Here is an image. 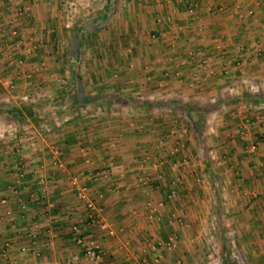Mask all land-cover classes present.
Masks as SVG:
<instances>
[{
  "label": "crops",
  "instance_id": "obj_1",
  "mask_svg": "<svg viewBox=\"0 0 264 264\" xmlns=\"http://www.w3.org/2000/svg\"><path fill=\"white\" fill-rule=\"evenodd\" d=\"M161 1L93 0L89 4L84 0L67 10L69 0H0V103L19 109L50 101L63 100L64 105L54 118L38 124L24 110V122L7 121L0 107V264H65L81 251L70 231L71 222L103 250L99 261L82 264H179L181 259L185 264L209 263L203 259L206 251L199 255L195 251L194 261L186 262L192 241L188 228L203 225L202 218L197 222L196 202L197 190L202 189L193 187L192 203L180 201L181 208H187L184 213L190 211L189 223L184 224L173 220L174 212L160 201L165 190L151 185L158 181L161 186L158 174L163 164L172 168L170 163L176 159L181 168L191 155L202 159L190 167L194 176L198 167L200 177L233 179L227 189L234 199L225 204L235 215L220 218L214 225L215 234L224 229L223 241L237 243V248L223 247L218 264L264 259L262 250L254 254L250 249L252 234L264 243V210L259 202L248 201L264 193V138L260 139L264 136V123H260L264 122L260 114L264 112V0H180L177 8L170 0ZM158 5L168 8L157 11ZM171 16L177 17L178 26L171 27L176 34L166 36ZM158 17L167 19L160 25L165 30L162 41L155 44L145 35L144 40L136 36L142 34L143 23ZM131 21L140 25V33L135 26L130 33ZM102 34L109 41L100 40ZM188 38L192 42L187 45L206 51L213 69L206 71L182 54ZM169 45L176 56L168 55ZM258 49L261 54L256 53ZM76 51L75 60L71 52ZM178 68L182 74L196 76L193 89L183 88L186 75H168ZM61 73L63 78H57ZM244 93L259 96L253 106L256 113L248 108L252 101L242 100ZM199 97L214 103L188 111L185 100ZM232 97L240 101L233 102ZM200 111L208 112L200 117ZM186 113L193 120L186 119ZM10 126L20 132L2 133ZM242 131H249V140L241 136ZM251 144L256 146L252 153ZM190 145L197 146L195 156ZM223 153L227 154L223 162L231 164L224 170L225 177L219 173L222 168L215 167ZM53 154L62 158L58 157L63 166L53 162ZM110 165L113 172L108 179L96 177ZM72 175L81 176L91 189L114 236L87 224ZM142 176L147 177L146 184L138 180ZM239 176L242 184L236 183ZM245 178L248 183L243 182ZM177 181L184 193L179 198H186L190 182ZM97 192L102 197L97 198ZM149 196L161 205L146 207ZM238 197L248 202H239ZM253 204L258 214L251 217L245 209ZM239 214L243 216L238 218ZM246 226L253 229L246 232ZM169 239L174 241L172 248H152ZM23 245L26 252L20 250Z\"/></svg>",
  "mask_w": 264,
  "mask_h": 264
},
{
  "label": "rangeland",
  "instance_id": "obj_2",
  "mask_svg": "<svg viewBox=\"0 0 264 264\" xmlns=\"http://www.w3.org/2000/svg\"><path fill=\"white\" fill-rule=\"evenodd\" d=\"M147 1V0H146ZM171 2H172V6L174 7V8H177V6H178V4H179V2H180V0H170ZM177 1H179V2H177ZM84 2V0H69V2H68V6H67V10H71V9H73L74 8V3H78V4H81V3H83ZM90 2L92 3L93 2V0H88V3L90 4ZM141 2V1H140ZM144 2V1H143ZM162 2V4H166V0H162L161 1ZM156 3H158V2H156ZM160 4V3H159ZM189 2H187V5H185V7L187 6V8H185L186 10L187 9H189L190 7H189ZM167 8L168 7H160L159 5L157 6V8H156V10L158 11V10H164V9H166L167 10ZM184 10V9H183ZM171 12H173V11H171ZM170 16V15H169ZM174 16V15H173ZM173 16H171V19L170 20H172L171 22H169V27H167L166 28V30H167V35L166 36H171V35H173V34H176L175 33V29L176 28H174V29H172L171 30V27L172 26H178L177 24H175V23H177L176 21H178V19H177V17H173ZM161 18V19H160ZM163 20H167V19H164V18H162V17H158V18H156V19H153V18H151L150 20H149V22H147V25H145V23H143L142 25L140 24V22H139V20L136 18V23H138L139 22V24L141 25V28H143L144 30L142 31V34H139V35H136L137 37L139 36V38L140 39H142L143 38V36L145 35L146 37H148V38H150V39H154L155 41H156V43L155 44H157L158 43V41H162V38H163V36H162V34H161V32H163V31H165L160 25L162 24V22H163ZM133 22L131 21L129 24H130V33H131V27L132 26H135L136 28H138V29H136V31H137V33H140V25H138V27L135 25V24H132ZM157 24V25H156ZM113 27H116V25L115 26H113ZM150 27V28H149ZM135 31V30H134ZM148 31H149V34H148ZM152 31H155V33H156V37H154V38H152V36H151V32ZM157 31V32H156ZM172 31H174V32H172ZM177 31H179V30H177ZM171 32V33H170ZM132 34V33H131ZM187 34V33H186ZM189 35V34H188ZM132 36V35H131ZM178 36L180 37V39H181V42H183L184 40H185V38H183V34L182 33H180L179 32V34H178ZM109 36H105V35H101V39L100 40H103V41H109V38H108ZM118 38V37H117ZM173 39H175V38H173ZM142 40H144V39H142ZM186 45L189 43H191L192 42V40L190 39V38H188V39H186ZM151 45V44H150ZM180 45H181V43H180ZM188 47H186L185 48V50H183V53L182 54H184V56L187 58V60L189 59L190 61H193V62H195L196 64H197V56L196 55H194L193 56V54H196L197 53V46H189V45H187ZM156 47L158 48V45L157 46H155V49H156ZM170 45L169 46H166V48H165V50H168V55H170L171 57L172 56H176V55H172L173 54V51L172 50H169L170 49ZM151 48H152V46H151ZM152 50V49H151ZM61 53V55L63 54V53H65L64 51H60ZM157 52H159L158 50H157ZM205 52V54H204V56L205 57H207V60H208V66H207V68L205 69L206 71H209V69H213V68H211V61H210V59H209V57H208V55H207V53H206V51H204ZM176 53H178V52H176ZM256 53H260L261 54V51H260V49H258V51L256 52ZM167 55V56H168ZM159 57H162V55L160 56V55H158ZM193 56V57H192ZM185 58V59H186ZM170 61H172V60H170ZM236 61H238V62H241V60H236ZM199 63V65H201V63L200 62H198ZM179 67V66H178ZM177 68V67H176ZM209 68V69H208ZM166 69H168V68H166ZM203 69V68H202ZM167 72H168V70H166ZM39 72V71H38ZM182 72H183V70L180 68H178V69H176L175 70V72L174 73H169L168 75H171V77H176V78H178V77H181L182 75H186L185 77V83H182V86H183V88H185V87H187V88H192L193 89V87H194V85H196V83H197V78H196V76L195 77H193V76H190V75H187L188 73H183L182 74ZM108 72H106V74H107ZM109 73L110 74H112V71L111 70H109ZM208 74L210 73V75L212 74V73H215V71L213 70V72H207ZM167 74V73H166ZM109 74H107V76H108ZM109 76H111V75H109ZM184 76H182L181 78H184ZM193 77V78H192ZM57 78H63V73H61L60 75L58 74L57 75ZM64 84V83H63ZM62 84V85H63ZM52 87V86H51ZM161 88L163 87V86H160ZM180 87H177L176 89H179ZM164 89V88H163ZM194 99H197V102H199L200 103V105L201 106H208V105H210V103L212 102V103H214L213 101H211V100H205V99H202V98H194ZM186 101H188V99H186L185 100V102ZM255 105H257L256 103H252L251 105H249L248 106V108H250L251 110L254 108L253 106H255ZM184 111V110H183ZM256 111H257V109H256ZM185 112V111H184ZM201 112V111H200ZM208 112V111H207ZM207 112H205L204 113V111H203V113L201 112L200 114V117H202V116H206V113ZM254 112H255V108H254ZM175 113H177L176 111H175ZM256 113V112H255ZM183 114V113H182ZM190 114V113H189ZM189 114H187L186 113V115L188 116V117H185L186 119L187 118H190L191 120H193L192 119V117H191V115H189ZM204 114V115H203ZM260 114H262L263 115V117H262V119L264 120V112H262V113H260ZM185 115V114H184ZM259 116V115H258ZM260 118V117H259ZM261 119V118H260ZM200 119H198V123L200 122L199 121ZM260 121V120H259ZM260 123H264L262 120L260 121ZM204 126H205V124H204ZM16 126H13V127H9L10 128V130L9 131H5V130H2V133L3 132H6V133H8L9 135H11V136H14V134H16L17 132L19 133L20 131L18 130V129H16L15 128ZM8 128V129H9ZM204 129H206L205 127H204ZM264 130V129H263ZM1 132V131H0ZM16 132V133H15ZM192 134V133H191ZM2 135V134H1ZM0 135V136H1ZM175 135V134H174ZM189 135V134H188ZM194 135V134H193ZM200 135L202 136V131L200 132ZM204 135V134H203ZM205 136V135H204ZM241 136L242 137H245V139L246 138H248V137H250L251 136V134H249V131H242V134H241ZM194 137V136H193ZM261 138H264V136L262 137H260V139ZM175 140V136L173 137V146H172V149H173V153H175L176 154V151H177V149H176V145L174 144V141ZM247 140H249V139H247ZM210 145V144H209ZM189 150L190 151H192L193 153H194V156H195V154H196V151H197V146H195L194 148L190 145L189 147ZM188 150V149H187ZM189 150H188V152H189ZM249 150V152L250 153H252L251 151H250V149H248ZM255 150H256V148H255ZM254 150V151H255ZM178 153H179V151H178ZM190 154H191V152H189ZM175 154H172V156H175ZM222 155H224V158H218L217 159V162H215L216 163V168H217V171L219 170V169H221L222 168V170H219V173L220 174H222V175H224L225 173H224V170L225 169H227V168H229V166L231 165L228 161H226V162H223V160H226V156H227V154H222ZM230 156H232V155H230ZM59 157V156H58ZM191 157V161H189V158L187 159V161L186 160H183V162H182V167L180 168V166L181 165H179V162L178 161H176V159L173 161L174 163H170V166L172 167V168H168V166H167V164L165 163V164H163L162 166H163V168H162V172L160 173V174H158V175H160V177L158 178V180L160 181V183H161V186H160V184H158V181H157V183H152L151 185L153 186V188H156V187H159L158 189L159 190H161V188L162 189H164L165 190V196H166V194H167V192L168 191H171V190H173V191H175V193H176V196H175V198H173V200L171 199L170 201H167V200H165V196H163L162 195V199L160 200V201H163V203H165V208H170L171 209V211H172V213L174 212V215L172 216V218H173V220H177V219H180L181 221H183V223L184 224H186V223H189V219H190V217H189V213H190V211H188V213H184V211H185V209H187L186 207H184V209H182L181 207H183V206H181V204H179L180 203V201H182L184 204H185V201H187L188 199L190 200H188V202L189 203H192V200H191V197H192V189H193V187L194 186H197V189L198 188H200V189H202V191H201V193L199 192V190H197V195H196V193L194 194V195H196V197H197V222H198V219H203L202 221H203V225L202 226H200L198 223H197V228L196 229H192V227L190 228H188V234H190L189 236H188V239L189 240H191L192 239V241H190L189 243H190V245L189 246H187V250H188V254H189V258L188 257H186V262H188L189 260L191 261H194L193 260V255L195 254V251H197V254L199 255L200 253H201V251L203 252V251H206V257L205 258H203L204 260H205V262H208V261H210L209 263H206V264H218V263H220L219 261H217V257L220 255V253L224 250L223 249V244L225 243V241H223L224 239L222 238V237H224L225 238V234H224V229H223V231H221V234H215V229H216V227H215V225H214V223L216 222V220H218V219H222V221L225 219V218H227V216L228 217H231V216H233V215H235V211L234 212H232V211H230V210H227V208L228 207H230V205L229 204H227L228 205V207L226 206V202H229V201H232V199H234V195L233 196H231L230 195V193L228 192L229 190L227 189V188H229V187H231V183L233 182V179H231V178H229V179H226V178H224V181H223V179L220 177V178H217L216 179V181H214L213 179H208V178H206V177H200L199 176V172H198V170H197V168H195L196 170L195 171H197V176H194L193 174H192V172H190V170H191V168L190 167H193L192 165L195 163V162H198V161H202V159H201V155L199 156H197V158H194V157H192V155L190 156ZM60 158V160L62 159L61 157H59ZM229 158V157H228ZM192 159H194V160H192ZM228 160V159H227ZM185 161V162H184ZM62 162V161H61ZM218 162H220L219 164H218ZM63 163V162H62ZM218 164V165H217ZM165 166V167H164ZM185 166V167H184ZM214 166V165H213ZM183 168V169H182ZM189 170V171H188ZM166 172L167 173H169V174H166ZM239 173H241L240 171H239ZM182 175H186V177L185 176H182ZM142 177H144L145 179L147 178L146 176H142ZM224 177H225V175H224ZM140 178V177H139ZM161 178V179H160ZM179 178V180H183V181H186V182H190V184H191V186H189L190 188H188L189 190H188V192L186 193V198H183V199H180L179 197L181 196V191L180 190H178V186H177V179ZM239 178L241 179L240 181L238 180V181H236V183L237 184H242V178L243 177H241V176H239ZM206 180V181H205ZM247 182L248 180L245 178V180H243V182ZM148 182V179L147 180H145V182L143 183V184H146ZM206 182H208V183H206ZM140 183H142V182H140ZM162 183H164L165 185H167V187H165V186H163V184ZM248 183V182H247ZM200 186V187H199ZM229 186V187H228ZM263 187H264V185H263ZM263 189V188H262ZM182 195H184V193L182 194ZM239 197L241 196V195H238ZM150 197V196H149ZM235 198L237 201H239V202H243V201H247V198L244 200V199H242V198ZM203 200V201H202ZM255 200V203L256 204H258V202H259V205H260V207H262V209H260V210H264V207L260 204V202L262 203V204H264V193H262V194H257L256 196H254V195H252V197L248 200V201H254ZM147 201H150V203H151V206H149V205H147ZM204 202V204L205 205H203V207H201V204H203L202 202ZM247 201V202H248ZM161 205V202H153L152 201V198L150 197L149 199H147L146 200V203H145V206L146 207H151V208H157L158 206H160ZM246 207V206H245ZM253 207V208H252ZM255 206H254V204L249 208V210H246L245 209V211L247 212V214H248V216H249V214L251 215V217H254V216H257V211H255ZM180 210H182V213L180 212ZM178 213H180V214H178ZM198 213H202L201 215H200V217L198 216ZM186 214V215H185ZM243 215L242 214H239V215H237V217L238 218H240V217H242ZM236 217V216H235ZM177 222V221H176ZM211 223H213L212 225H211ZM176 224V223H175ZM232 227H230V229H231ZM238 227H235V229H237ZM242 227H239V232L241 233V234H243L242 233V229H241ZM244 229H245V231L247 232V229H249L250 228V230H252L253 229V227H243ZM175 229V228H174ZM236 232H237V230H236ZM232 232H229V234H231ZM250 233H251V231H250ZM236 234V233H235ZM221 235V236H220ZM251 236V243H250V245H251V247H250V249H252V250H254V254H256L257 253V249H260V250H262V251H260L259 253H262V252H264V243L262 244V242L260 241L259 242V239H253V234L252 235H250ZM198 237V238H197ZM208 239V240H207ZM205 243V248H203V244ZM259 243H260V245H259ZM227 246H228V248H231L232 250H234V249H236L237 247V243L234 245V242H229V241H226V243H225ZM232 245H234L235 247H233ZM198 247V248H197ZM191 255H192V259H191ZM216 259V260H215ZM184 259H181V261H180V263L179 264H185L184 263ZM249 262L250 263H247V264H259L260 262L263 264L264 263V259H262L261 258V256H260V260L258 259H255V258H252V259H250L249 258Z\"/></svg>",
  "mask_w": 264,
  "mask_h": 264
},
{
  "label": "built area",
  "instance_id": "obj_3",
  "mask_svg": "<svg viewBox=\"0 0 264 264\" xmlns=\"http://www.w3.org/2000/svg\"><path fill=\"white\" fill-rule=\"evenodd\" d=\"M23 6L21 7V9ZM25 9L28 10L29 7L25 6ZM197 55L200 56L201 60V66L202 68L206 69L208 66V60L207 57L203 55L201 51H197ZM238 63V62H237ZM255 147L254 145H251L250 150H253ZM54 159L53 162L57 164L58 166H63V163L58 159L57 154H53ZM113 172V165H110L102 170H100L96 177H99L100 179H108L109 176ZM72 183L76 189V196L78 201L84 206V209L86 211V218H87V224L91 227H99L100 229L105 230L107 235L114 236L115 230L108 226L106 223V220L102 216V211L100 205L97 203L91 189L83 182L82 177L78 175H72L71 176ZM142 183L145 182L144 177H140L138 179ZM102 192H97L96 196L97 198L102 197ZM176 193L175 191L171 190L168 191L167 197L168 199L175 198ZM8 199L4 198L1 200V202L5 203ZM147 205L151 206L150 201H147ZM70 231L74 237V240L76 244L81 248V251L79 253H73L69 259L65 262V264H82V262L86 263H94L101 259V255L103 254V250L100 247L99 243L93 241V240H87L85 236L80 231V228L78 227L77 223L71 222L70 225ZM35 235H33L34 237ZM35 243V241H34ZM174 245V241L172 239H169L165 242H158L156 245H153L152 248H155L156 246H163L166 248H172ZM6 249L8 248V245L6 244ZM21 251L26 252L28 248L26 246L20 247ZM34 251V248L33 250Z\"/></svg>",
  "mask_w": 264,
  "mask_h": 264
},
{
  "label": "trees",
  "instance_id": "obj_4",
  "mask_svg": "<svg viewBox=\"0 0 264 264\" xmlns=\"http://www.w3.org/2000/svg\"><path fill=\"white\" fill-rule=\"evenodd\" d=\"M184 8H187L184 7ZM165 18L169 19V15L165 14L164 15ZM164 18V19H165ZM151 36L152 38L156 37V33L155 31H152L151 32ZM154 40V39H153ZM197 51H201L203 53V55L205 54V50L204 49H198L197 48ZM79 52L76 51L75 53L71 52V58H75V60L79 57ZM196 55L197 56V61L200 62L201 58L199 55L197 54H193V56ZM192 56V57H193ZM201 66V65H200ZM202 67V66H201ZM204 69V68H203ZM259 96H255L253 94H250V93H244L243 94V101L246 102V103H249V102H258L259 101ZM231 101L233 102H237V101H240V99L238 98H235V97H232L231 98ZM62 102H58V101H50V102H47V103H43V104H39V105H33L32 103L30 105H25L22 107V109H19L17 107H14L12 106V104H9V103H4V104H1L0 103V107L2 109H4V111H6V113L2 114L3 117H5V119H7V121H14V122H18V123H22L25 121V117H30V121H32L33 123H36L38 124L39 122L41 123H45L49 118H54L57 114V112L61 109H64V105H62ZM187 102H189L187 105H186V108L189 109L188 111H191V109L193 107H197V108H201L202 106L200 105L199 102H197V99H194V98H190ZM184 106V105H183ZM58 109V110H57ZM22 110L25 111V114L26 116H24L22 114ZM197 111H199V109H197ZM17 129V128H16ZM261 137V135H260ZM247 140V139H246ZM246 140L244 142H246ZM255 141V140H254ZM238 143V142H237ZM239 145L240 146H243V144H241V142L239 141ZM252 145V144H251ZM251 145L248 147L250 149ZM256 148V146H255ZM255 148L252 150V152L255 150ZM210 163H208L209 165ZM210 167V166H209ZM208 167V169L211 170ZM214 180V179H213ZM216 180V178H215ZM168 193V192H167ZM165 200H171V199H168L167 197V194L166 196L164 197ZM173 200V199H172ZM226 243V242H225ZM223 244V247L226 248V244ZM227 249V248H226ZM103 256V254L101 255V257Z\"/></svg>",
  "mask_w": 264,
  "mask_h": 264
}]
</instances>
